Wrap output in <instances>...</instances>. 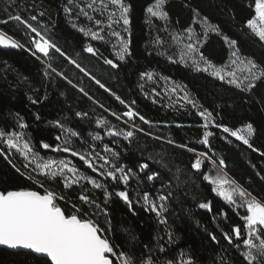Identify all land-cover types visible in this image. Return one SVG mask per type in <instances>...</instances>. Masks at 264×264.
<instances>
[{
    "label": "snow or ice",
    "instance_id": "1",
    "mask_svg": "<svg viewBox=\"0 0 264 264\" xmlns=\"http://www.w3.org/2000/svg\"><path fill=\"white\" fill-rule=\"evenodd\" d=\"M167 5L168 0H155L146 9L150 18L165 22V32L171 19ZM217 6L235 19V12L227 3L219 0ZM253 6L254 12L250 11L236 25V30L252 47L264 52V0H250L249 7ZM186 7L191 11V22L182 31L172 34L173 40L180 44L178 60L166 50L157 51V54L197 73L207 74L222 82V86L239 90L241 99L247 94L251 102L264 105V91H261L264 89V56L257 59L252 53L243 52L240 41L212 23L207 15L202 14L199 5H193L190 0ZM61 10L65 23L86 40L81 41L80 51H69L58 44L52 32L56 27L52 16L37 0H24L23 3L3 0L0 11L4 15L0 18V25H13L24 42L0 29V47L26 49L40 61L43 77L49 82H60L73 94L58 93L65 97L69 111L77 120L90 119V112L96 109L102 110V115L92 121L95 129L88 133L91 140L67 118H56L46 122L56 130L52 141L41 139L33 144L27 132L29 125L20 113L8 114L12 123L0 126V159L26 183L8 186L0 180V246L10 250H29L33 264H264V193L254 195L249 188L229 178L225 173V160L213 158L214 153L198 152L187 143L176 144L169 137L156 135L152 129L158 130L161 124L164 127L172 125L146 118L138 110L136 99L117 94L113 87L107 86L82 65L81 54H90L97 63L109 66L114 70L112 74L119 77L123 66L132 58L128 28L131 5L126 0H64ZM81 17L86 23H80ZM146 22L152 23L151 19ZM212 33L225 46V58L218 63L202 50ZM93 42H99L104 50ZM150 43L159 49L165 42L155 39ZM145 47L147 49L149 45ZM4 63L6 75L10 66ZM85 77L108 98L118 102V107L114 110L90 87L86 89L81 83ZM25 80L27 77H19L18 82ZM134 84L135 89L129 91H136L153 105L174 111L181 108L196 110L204 129L199 144L211 147L210 137L215 134L209 130L211 126L228 134L224 137L226 140L233 137L264 157V150L254 142L257 128L253 123L229 127L217 122L222 106L217 104L209 110L198 104V98L191 95L187 85L151 68L138 70ZM32 91L40 94L41 88ZM47 99L46 91L28 96L32 105H39ZM119 106H123L122 109ZM32 116L35 121L41 120L39 112H33ZM109 117L115 118L117 123ZM173 123L176 127H183ZM137 134L194 153L190 169L199 173L200 178L209 184L210 191L225 203L224 208L216 210L210 217L219 236L217 231H209L206 225L202 226L198 221L195 224L217 246L211 256H201L182 243L184 233L178 229L181 212L184 217H191L190 208L181 207L183 198L188 196V180L179 179L182 170L176 168L173 171L164 165L166 174L161 168L152 167L164 159L162 153L150 154L135 164L120 163L121 154H127V149L116 138L132 143ZM106 137L108 142H104ZM97 142L102 145L99 151ZM41 150L69 154L78 158L81 166L67 158L45 159ZM206 162L210 165L209 170L205 169ZM81 167H86L92 175L82 172ZM260 178L264 179V176ZM117 203L133 217L143 212L154 222V234L147 241L141 240L131 228L114 222L111 210ZM197 206L213 213L211 200H198ZM229 211L238 216L240 223H231L224 230L221 224L228 220ZM221 239L225 241L224 245H221Z\"/></svg>",
    "mask_w": 264,
    "mask_h": 264
},
{
    "label": "trees",
    "instance_id": "2",
    "mask_svg": "<svg viewBox=\"0 0 264 264\" xmlns=\"http://www.w3.org/2000/svg\"><path fill=\"white\" fill-rule=\"evenodd\" d=\"M20 2L23 3L24 0H20ZM37 2L42 3L52 16V23L56 25L52 32L58 44L69 51L73 49L80 51V43L85 38L65 23L61 10L64 0H37ZM126 2L131 5L129 13L131 23L128 28L131 31L130 48L132 58L123 66V70L119 72V77L117 78L112 74L114 70H111L109 66L97 63L95 59L90 57V54H81L82 65L92 71L107 86L113 87L117 94H121L128 99H136L138 110L146 118L153 121L167 122L172 125L171 127H164L161 124L158 130L152 129L156 135L169 137L175 140L176 144L187 143L190 148H195L198 152L208 151L210 155L214 153L213 158H223L225 160L227 165L225 173L229 178L249 188L254 195L259 196V194L264 193V179L260 178V176H264V157L252 152L242 142L236 141L233 137H229L226 140L224 137L228 134H224L220 129H215L211 126L209 130L215 133L214 136L210 137L211 147L208 148L201 145L198 141L202 138L204 131L201 127L203 121L196 114V110H184L181 108L178 111H174L159 105H153L136 91H129V89H135L134 81L137 79L138 70L145 68L155 69L162 75L170 76L172 80L187 85L191 95L198 98V104H202L205 108L211 110L217 104H220L222 110L217 116V122L224 123L229 127H242L245 123H253L257 128L254 142L256 146H261L262 150H264V105L251 102L248 100L247 94H245L244 99H241L239 90L232 89L229 86H222V82L208 77L207 74L197 73L183 64L172 63L167 60L166 56L157 54V51L166 50L168 54L174 55L178 60L180 44L173 40L172 34L182 31L183 27L191 22V11L186 7L190 0H168L167 11L171 19L168 22L167 32L163 31L165 22L155 17L150 18L146 11L147 7L154 3L155 0H126ZM191 2L193 5H199L202 14L207 15L212 23L218 24L226 34L238 39L242 45L243 52L252 53L254 58L257 59L264 56V52L252 47L247 40L242 38L241 33L236 30V25L247 17L250 11L254 12V6L252 8L249 7L250 0H222L223 3L229 5L230 10L235 12V19H232L227 11L220 10L217 6L219 0H191ZM2 7L3 0H0V8ZM3 15V11H0V18ZM97 18H100L99 15H97ZM149 19L152 21L151 24L146 22ZM80 23H86L83 17H81ZM0 29L10 35H14L22 43L24 42L21 34L13 25H0ZM119 30H121L123 35H126L122 29ZM155 39H162L165 42L162 48L157 49L151 45L150 41ZM93 43L97 47H101L99 42ZM146 44L149 45L147 49L145 47ZM101 50L103 51L104 48L101 47ZM202 50L213 62L218 63L225 58V46L214 33L209 35L208 42ZM149 52L152 54L149 55ZM4 62H7V65L10 66L6 75ZM42 73L41 62L26 49L0 47V126H9L12 121L8 114L18 112L24 118V122L29 125L27 132L32 143L36 144L41 139L51 142L56 135V130L46 123L48 120L67 118L76 129L91 140L88 133H92L95 129L92 121L102 115V110L96 109L94 112H90V119L88 120H77L69 111L65 103V97L60 96L58 93L73 94L60 82H49L48 79L43 77ZM19 77H27V80L18 82ZM81 83L86 89L90 87L106 105H111L114 110L118 107V102L108 98L94 82L90 83L88 78L85 77ZM42 85L43 87H41ZM38 87L41 88L40 94L44 91L47 92L48 99L39 105H32L28 100V96L40 95L32 91L33 88ZM261 91H264V89ZM78 99L79 97H76V100ZM72 103H75V101ZM119 107L122 109L123 106ZM33 112L40 113V121L34 120ZM109 119L113 123H117L115 118L109 117ZM173 122L179 123L183 127H176ZM120 126L122 127V125ZM142 126L148 130L147 126ZM116 139L127 149V154L123 152L121 154V164H135L138 160H142L150 154L162 153L164 159L152 164V167L161 168L166 174L167 169L163 167L164 165L172 168L173 171L176 168L182 170L179 174V179L188 180L186 189L188 196L183 198L181 207H188L191 210V217H184L183 212H181V223L178 225V229L184 233L182 243L198 251L201 256L214 254L217 246L207 238L202 229H197L195 224L198 221L202 226L206 225L209 231H217L210 217L216 210L224 208L225 203L210 191L209 184L200 178L199 173H195L194 170L190 169V163L193 161L195 154L176 145H169L143 134H137V139L132 143L123 141L122 138ZM104 142H108L107 137ZM97 144L99 145L97 148L99 151L102 145H100V142H97ZM141 153L144 155L141 156ZM41 155L45 159H72L77 166H81L78 158H72L69 154L41 150ZM205 169H210V165L207 162L205 163ZM81 171L92 175L91 171L86 169V167H81ZM257 173H260V175H257ZM0 180L6 182L8 186L26 183V180L15 174L2 159H0ZM96 195L99 196L100 193L97 192ZM198 200H211L213 213L199 209L197 206ZM111 211L113 220L117 225L131 228L139 234L141 240L147 241L154 234V222L143 212L138 217H133L120 203H117ZM240 211L241 213L243 212V210ZM231 223H240L238 216L233 211L228 212V220L222 223L221 227L227 230L228 225ZM217 235L219 236L218 231ZM117 238L118 240L120 239L119 236ZM220 243L224 245L225 241L221 239ZM235 258L239 259V257ZM0 264H33V255L30 252L15 251L0 246Z\"/></svg>",
    "mask_w": 264,
    "mask_h": 264
},
{
    "label": "water",
    "instance_id": "3",
    "mask_svg": "<svg viewBox=\"0 0 264 264\" xmlns=\"http://www.w3.org/2000/svg\"><path fill=\"white\" fill-rule=\"evenodd\" d=\"M15 251L29 252V250H15Z\"/></svg>",
    "mask_w": 264,
    "mask_h": 264
}]
</instances>
